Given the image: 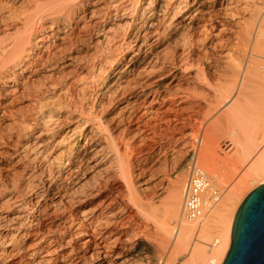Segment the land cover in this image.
Returning <instances> with one entry per match:
<instances>
[{
  "label": "bare ground",
  "instance_id": "bare-ground-1",
  "mask_svg": "<svg viewBox=\"0 0 264 264\" xmlns=\"http://www.w3.org/2000/svg\"><path fill=\"white\" fill-rule=\"evenodd\" d=\"M6 4L0 0V264H221L235 199L264 182V0ZM215 90L223 111L207 130L202 163L220 186L247 167L201 222L189 223L181 203L190 162H178L149 196H167L161 212L147 213L149 243L148 225L141 221L135 234L133 210H116L117 176L136 191L141 175L130 141L152 142L141 162L164 163L160 141L168 138L184 142L172 157L181 156L182 114L192 97ZM215 136L229 141L231 155L219 158ZM218 161L230 164L226 173Z\"/></svg>",
  "mask_w": 264,
  "mask_h": 264
},
{
  "label": "rangeland",
  "instance_id": "rangeland-1",
  "mask_svg": "<svg viewBox=\"0 0 264 264\" xmlns=\"http://www.w3.org/2000/svg\"><path fill=\"white\" fill-rule=\"evenodd\" d=\"M3 3H7L6 5L10 3L11 0H2ZM13 9H17L14 8ZM19 10V9H17ZM19 12V11H17ZM225 84L223 79H220L216 83V87L219 88ZM196 96L195 94H193ZM208 99L203 100L196 97H192V101L194 102V106L192 109H189L187 111H184L182 114V117L184 118L180 123H178L177 127L179 129L180 134L185 135L186 142L188 143L184 148V154L178 157H172L176 148L179 146H182L184 142L181 143L180 139L175 138H168L165 140L160 141L161 145L163 146V150L165 151V154L167 156V159L164 163H155L153 160L147 161V162H141L143 156L146 152H148L149 146L152 144L151 141H139L138 139L130 141L127 153L132 158L133 161L138 162L139 167H141V175L138 177V183L135 185L136 191L129 189L125 185V181L123 177L117 176V183L120 184V187L118 188V208H122L121 211H123V214H127L129 210H133V216L130 215V217L127 218V224L131 227L133 230V233L140 234L142 231L143 225L141 224V221L148 225L149 230L147 232L146 240L149 243H152L153 241V219L150 214L153 213H159L162 211L163 204L167 198L166 194H162L152 200L149 198V196H152V194L156 191V188L158 186L159 180L161 177H164L166 179H171L173 177V172L176 168V165L181 160H185L184 163L190 162L193 154L196 156L197 163L204 168L212 177L213 179V185L219 189L220 192L224 193L226 189H228V186H230V183L234 181L240 174L243 172L248 162H244L242 164H239L237 169L232 172L231 175L224 178V181H226L221 186L219 184H216L214 181V171L207 169L203 163H202V147L206 141V133L208 132V128L211 127V125L215 122L217 117L220 115V113L223 111L222 108V97L221 94L215 90L208 94ZM5 128L4 124H0V129ZM215 146H216V153L219 156V158L224 157L225 155H231V153L234 151L229 150L230 146H228L229 141L215 136L214 137ZM190 148L193 149V152L190 151ZM217 165L219 166L218 172L220 173H226L229 170L230 164H225L224 162L218 161ZM216 165V166H217ZM215 169V167H214ZM228 175V174H227ZM187 178V175H186ZM141 184V185H140ZM121 185H124L126 187H121ZM140 185V186H139ZM138 186V187H137ZM256 186H248L241 194L240 199L237 201V205L242 201V199ZM144 188L146 192V196H148L149 199H144L143 194L140 193V189ZM223 195V194H222ZM143 204L144 207L148 209L147 212L140 211V205ZM4 209H8L7 207H4ZM236 210V209H235ZM148 213V214H147ZM132 233V234H133ZM179 262L175 264H179ZM209 264V263H208Z\"/></svg>",
  "mask_w": 264,
  "mask_h": 264
},
{
  "label": "water",
  "instance_id": "water-1",
  "mask_svg": "<svg viewBox=\"0 0 264 264\" xmlns=\"http://www.w3.org/2000/svg\"><path fill=\"white\" fill-rule=\"evenodd\" d=\"M221 264H264V182L237 206Z\"/></svg>",
  "mask_w": 264,
  "mask_h": 264
},
{
  "label": "built area",
  "instance_id": "built-area-1",
  "mask_svg": "<svg viewBox=\"0 0 264 264\" xmlns=\"http://www.w3.org/2000/svg\"><path fill=\"white\" fill-rule=\"evenodd\" d=\"M222 194L193 154L182 190L181 220L189 223L201 222L205 214L221 200Z\"/></svg>",
  "mask_w": 264,
  "mask_h": 264
}]
</instances>
